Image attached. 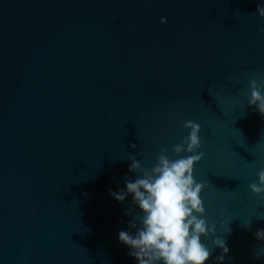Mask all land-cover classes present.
<instances>
[{"label":"water","instance_id":"95a60500","mask_svg":"<svg viewBox=\"0 0 264 264\" xmlns=\"http://www.w3.org/2000/svg\"><path fill=\"white\" fill-rule=\"evenodd\" d=\"M261 3L0 0V264H138L118 232L135 235L141 209L110 192L142 175L130 154L146 169L163 148L177 159L188 120L216 224L206 264L216 238L223 264H264V196L249 189L264 116L248 103L249 81L264 84Z\"/></svg>","mask_w":264,"mask_h":264},{"label":"clouds","instance_id":"9594fccd","mask_svg":"<svg viewBox=\"0 0 264 264\" xmlns=\"http://www.w3.org/2000/svg\"><path fill=\"white\" fill-rule=\"evenodd\" d=\"M256 14L264 18V3L257 5ZM161 22L167 23V19L161 18ZM260 31L264 33V27ZM249 84L248 103L264 116V84L256 79H251ZM183 126L189 134L182 143L173 146L177 159H170L168 149L163 148L157 163L146 169L135 155L130 154L132 163L129 171L142 175L134 181L125 179L127 191L110 192L121 203L131 194L133 203L141 209L142 214L129 222V227L136 229L135 235L124 230L118 232L120 242L131 249L129 255L138 264H206L211 257V251L202 243L201 237L213 236L216 224L210 226L204 218L206 208L202 193L206 185L197 182L194 175L195 165L205 156L198 151L202 146V127L192 120L185 121ZM185 152L189 155L182 156ZM257 176L258 183H251L249 189L257 196H264V170L259 171ZM125 214L131 216L132 212L129 210ZM255 235L257 239L264 240V229ZM213 243L223 249L217 257L219 264H223L230 249L223 239L216 238ZM254 254L261 256L256 252Z\"/></svg>","mask_w":264,"mask_h":264}]
</instances>
